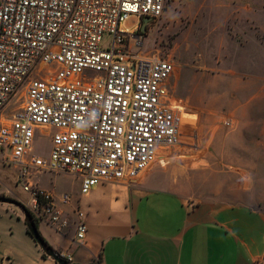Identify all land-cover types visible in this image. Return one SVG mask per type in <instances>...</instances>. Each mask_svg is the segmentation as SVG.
Listing matches in <instances>:
<instances>
[{
	"label": "built area",
	"instance_id": "obj_1",
	"mask_svg": "<svg viewBox=\"0 0 264 264\" xmlns=\"http://www.w3.org/2000/svg\"><path fill=\"white\" fill-rule=\"evenodd\" d=\"M166 3L0 0V162L17 168L15 185L30 195L25 207L37 222L68 224L37 185L41 173L73 175L86 195L102 182L136 181L173 160L171 150L193 147L182 140L180 101L168 92L173 62L131 54L125 44L130 36L138 47L140 23L160 17ZM15 98L18 108L4 116ZM37 130L50 137L47 159L33 153ZM77 217L83 242L87 226Z\"/></svg>",
	"mask_w": 264,
	"mask_h": 264
},
{
	"label": "crops",
	"instance_id": "obj_2",
	"mask_svg": "<svg viewBox=\"0 0 264 264\" xmlns=\"http://www.w3.org/2000/svg\"><path fill=\"white\" fill-rule=\"evenodd\" d=\"M225 3L216 110L228 130L204 137L202 166L173 162L147 172L152 165L138 181L102 182L86 195L75 176L76 186L64 193L39 187L68 224L56 230L38 222V231L56 254L71 258L68 264H264V0ZM212 71L207 65L201 74L203 89L215 88ZM14 169L10 181L0 177V193L11 197L20 195ZM20 191L27 206L30 195ZM78 211L87 226L83 242L76 238ZM0 264H57L27 233L20 209L4 203Z\"/></svg>",
	"mask_w": 264,
	"mask_h": 264
},
{
	"label": "rangeland",
	"instance_id": "obj_3",
	"mask_svg": "<svg viewBox=\"0 0 264 264\" xmlns=\"http://www.w3.org/2000/svg\"><path fill=\"white\" fill-rule=\"evenodd\" d=\"M226 1L232 3L233 0ZM225 6V0H167L161 16L151 19L145 26V32H141L142 22L135 31L134 37L138 41V47L135 46L136 43L130 36L125 39L126 49L131 54L138 52L144 55L156 54L162 59L173 62L174 74L168 81V92L180 101L182 106L178 118L182 140L193 146L171 150L170 154L175 158L179 153H185V157L183 159L172 158L173 160L168 161L169 163L165 165L156 162L147 172L168 167L173 162L191 166L204 165L205 161L202 157L205 152L202 145L204 137L209 140L208 137L211 134L216 132L223 134L228 130L216 110L220 105L217 89L218 63L220 62L218 22L219 14H224ZM133 22L134 20L130 19L126 25L130 26ZM105 45L106 43H103V46ZM222 63L224 64L223 60ZM207 65L213 68L215 84L213 89L208 87L203 89V85H201V74ZM179 74L178 87H175L174 82ZM16 99H13L2 112L4 116L18 108L21 100L16 102ZM209 104H214V114L203 112V108H207ZM211 117L215 119L209 124L208 120ZM32 149L34 154L47 159L51 149L50 137L43 131L37 130ZM14 168L13 165L4 167L0 162V177H3L4 183L11 180L10 173L14 172ZM36 179L39 182V187H54L56 192L64 193L76 186L73 175L65 173L44 172L37 175ZM0 190H2L1 183ZM20 190V187L17 186L16 192L20 195L13 194L14 198L4 193H0V196L21 203L24 201L25 195Z\"/></svg>",
	"mask_w": 264,
	"mask_h": 264
},
{
	"label": "water",
	"instance_id": "obj_4",
	"mask_svg": "<svg viewBox=\"0 0 264 264\" xmlns=\"http://www.w3.org/2000/svg\"><path fill=\"white\" fill-rule=\"evenodd\" d=\"M150 21H151L150 18H144L142 20V27H141L142 33L145 32V26ZM0 203L13 205V206H16L17 208H19L23 213L24 221L26 222V226H27L31 236L33 237V239L35 240L37 245H39V247L43 250L45 255L53 258L57 264H68V262L64 258H62L58 254H56L50 247L45 245V242L43 241L41 235L39 234L38 229L35 227V225H33V223L30 221V219L28 217L27 208L22 203H20L19 201L10 199V198L2 197V196H0Z\"/></svg>",
	"mask_w": 264,
	"mask_h": 264
},
{
	"label": "trees",
	"instance_id": "obj_5",
	"mask_svg": "<svg viewBox=\"0 0 264 264\" xmlns=\"http://www.w3.org/2000/svg\"><path fill=\"white\" fill-rule=\"evenodd\" d=\"M28 217H29L30 221L33 223V225H35V227L38 229V222L32 218V215L30 214L29 211H28ZM25 224H26V222H25ZM38 232H39V231H38ZM27 233L31 236V234H30L28 228H27ZM39 234H40V233H39ZM31 237H32V236H31ZM41 237H42V236H41ZM32 238H33V237H32ZM42 239H43V241L45 242V245L48 246V247H50L49 244L45 241V239H44L43 237H42ZM33 240H34V239H33ZM34 241H35V240H34ZM50 248H51V247H50Z\"/></svg>",
	"mask_w": 264,
	"mask_h": 264
}]
</instances>
